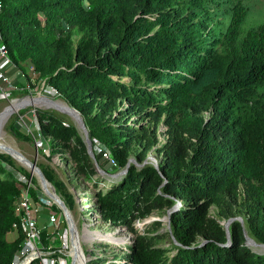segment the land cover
<instances>
[{"label":"trees","instance_id":"1","mask_svg":"<svg viewBox=\"0 0 264 264\" xmlns=\"http://www.w3.org/2000/svg\"><path fill=\"white\" fill-rule=\"evenodd\" d=\"M250 1L0 0L1 42L12 64L21 67L30 61L48 87L82 115L93 145L105 148L121 169L128 163L126 137L132 132L102 113L90 115L96 104L107 107L126 98L142 111L163 108L164 103L174 108L209 90L210 104L226 121L220 123L223 139L203 136L206 146L195 150L192 159L163 165L159 171L133 167L98 193L95 206L102 216L127 227L136 212L145 217L156 208H173V196L192 200L170 215V248L142 241L131 249L129 264H264V253L241 243L240 230L227 245L226 230L208 219L199 203L219 200L240 183L255 181L263 214L247 226L264 244V103L250 106L264 102V24L242 33ZM169 13L180 18L171 20ZM143 14L158 19L151 23ZM63 23L85 28L92 38L74 50L69 35L56 36ZM38 113L45 139L51 134L59 141L45 147L53 154L68 153L78 173L93 176L94 165L77 126L49 112ZM94 152L98 163L105 160ZM13 167L0 157V264H12L25 240L24 231L13 225L18 221L14 207L26 185ZM43 172L63 192L55 177ZM30 195L40 202L38 190L31 188ZM200 234L206 235L202 241ZM46 235L43 228L42 240L48 245Z\"/></svg>","mask_w":264,"mask_h":264},{"label":"rangeland","instance_id":"2","mask_svg":"<svg viewBox=\"0 0 264 264\" xmlns=\"http://www.w3.org/2000/svg\"><path fill=\"white\" fill-rule=\"evenodd\" d=\"M247 7L249 13L242 27L243 34L249 30H257L264 24V0H252L247 3ZM168 15L171 20L180 18V15L172 13ZM157 19L155 16L147 15L146 21L154 23ZM160 27L157 26L155 30H159ZM66 35L70 36L74 50H77L80 45L84 47L85 42L92 38L85 28L72 29L63 23L62 29L56 31V36ZM6 76L10 84L4 86L6 94L0 95V115L11 105L27 103L30 99H47L56 103L68 104L57 93L53 95L55 91L48 87L46 80L40 78L30 61L23 63L21 67L7 68ZM124 80L128 82L129 79L124 78ZM210 95L208 90L201 96H193L185 104L174 108L164 103L163 108L153 106L144 111L134 107L126 98H120L116 105L108 103L107 107H101L100 103L94 105L89 112L90 115L102 113L107 118L124 123L126 130L132 132V135L126 137L128 142L127 164H129L127 171L126 167L121 169L114 159H102L96 164L91 158L94 175L88 176L76 171V164H72L68 153L53 154L52 148L45 147V145L51 144L53 147V144L59 141L51 134L45 139L41 132L38 112H49L67 125L76 124L67 114L41 101L31 103L14 113L2 127L0 140L10 145L12 149L15 148L14 150L23 154L30 162L35 163L42 172L49 171L59 182L63 192L58 191L48 181L52 190L67 206L71 221L76 225L74 231L81 236L86 264H129L128 257L131 249H136L142 241L165 250L170 248L172 241L170 215L182 209L186 204L192 203V200L173 196L172 199L175 201L173 208H156L145 217L137 215L138 212H136L131 218L130 227H127L115 224L102 216L98 205L95 206L97 195L100 191H106L112 183L121 180L133 167L141 170L146 166H152L159 171L163 165L167 167L178 160L192 159L195 150L206 146L203 138L205 135L222 140L223 133L220 123L226 121L219 118V112L215 106L210 104ZM263 103V101L258 104L251 103L250 106L255 109L261 107ZM16 131L20 136L16 135ZM99 148V145H93V150L98 153H100ZM2 156L7 161H11L17 175H23L31 180L32 188L38 190L40 196L50 200L53 204L51 208L46 207L43 212H37L38 224L40 228H45L48 238V245L43 242V253L46 258L54 259L57 264L60 262L75 264L71 256L73 236L71 222L67 221L65 213L45 194L38 177L28 167L0 150V157ZM3 165L7 166L6 161ZM163 188L164 184L158 189L159 194L163 193ZM257 189L255 181L242 182L236 191L227 192L219 200H201L199 203L207 209V218L215 220L226 230L227 245L232 244V233L240 230L238 237L242 244L256 252L264 253V248L259 246L264 244H259L250 235L247 226L257 216L263 214L262 207L256 198ZM39 205L42 204L39 203ZM54 207L60 208L58 212L51 210ZM52 214H55L60 223H50L49 218ZM87 233L91 236L86 237ZM12 238L13 235H10L9 239ZM66 238L69 241L68 246L64 244ZM205 238L204 234L198 236L199 241ZM35 263L41 264L39 261Z\"/></svg>","mask_w":264,"mask_h":264},{"label":"built area","instance_id":"3","mask_svg":"<svg viewBox=\"0 0 264 264\" xmlns=\"http://www.w3.org/2000/svg\"><path fill=\"white\" fill-rule=\"evenodd\" d=\"M12 66L14 65L8 58V50L1 42L0 36V95L6 94V89L4 86L10 84L6 76V70ZM56 93L59 95L57 91H55L53 95ZM42 145H44L43 142ZM99 151L103 154V158L105 160H113L111 154L102 146H100ZM17 179L24 183L26 187L23 189L22 197L16 202L14 207V214L18 221L14 223L13 228L15 230L21 228L24 231L25 240L21 251L15 255L12 264H34L37 261H39L41 264H57L54 259H47L43 253L44 247L42 241V229L38 227L37 218V212L41 213L46 207L51 208L53 204L50 200L45 199L43 196H40L39 202L42 205L35 203L30 195V189L32 188L31 180H28V178L23 175H17ZM49 220L50 223H60L58 222L55 214L50 215ZM65 240L66 242H64V244L65 246H68L69 241L67 238ZM59 264L62 263L60 262Z\"/></svg>","mask_w":264,"mask_h":264},{"label":"water","instance_id":"4","mask_svg":"<svg viewBox=\"0 0 264 264\" xmlns=\"http://www.w3.org/2000/svg\"><path fill=\"white\" fill-rule=\"evenodd\" d=\"M17 101V100H16ZM44 102V103H47L49 106H52V107H55L57 108L58 110H60L61 112L67 114L68 116H70L78 130L80 131V133L83 135V139H84V142L87 146V149H88V153L90 155L91 158H93V160L96 162V164H98V161L96 159V154L94 153V150H93V142L90 138V134H89V130L88 128L86 127V124H85V121H84V118L82 117V115L74 108H72L71 106H69L68 104H61V103H56V102H52V101H49L47 99H36L34 100V102ZM30 104H24V105H21V106H18L16 108V110H10L9 111V108H7L1 115L0 117L4 116V120L2 121V123L0 124V132H1V129L2 127L4 126V124L7 122V120L16 112H18L19 110L25 108L26 106H28ZM1 134V133H0ZM12 149V148H11ZM6 152V151H5ZM9 152V153H8ZM14 152L16 154H18L19 156H21L22 158H24L25 162L28 164V168L32 171V173H34L38 179H39V182L41 183V186L45 192V194L51 199L53 200L61 209L62 211L65 213V216L67 218V221L70 223V213H69V210L67 208V206L65 205V203L60 199V197L55 193V191L52 190V186H50L48 180L46 179L44 173L42 172V170L33 162H30L23 154H21L20 152L14 150ZM6 153L10 154L11 156H15V153H13V151H7ZM129 168V164H127L126 166V171L128 170ZM125 171V172H126ZM72 231V230H71ZM256 245V243H255ZM261 246L262 248H264V245H259Z\"/></svg>","mask_w":264,"mask_h":264},{"label":"bare ground","instance_id":"5","mask_svg":"<svg viewBox=\"0 0 264 264\" xmlns=\"http://www.w3.org/2000/svg\"><path fill=\"white\" fill-rule=\"evenodd\" d=\"M31 103H34V100L33 99H30L29 101H27V103L26 102H22V103L13 105V106L11 105L8 108H9V111L10 110H16V108L18 106H21V105H24V104H31ZM3 120H4V116L0 117V124L2 123ZM0 137H1V134H0ZM7 142H8V140H7ZM14 149H11V146L10 145H8V144H6V143H4L3 141L0 140V150L1 151H4V152L5 151L6 152L7 151H13V153H15L14 152ZM14 158L17 161H19L20 163H22L23 165H25L26 167H28L27 166L28 164L25 162L24 158H22L18 154L15 153ZM69 219H70V222H71L70 223V226H71L72 235H73L72 236V251H71V256L74 257L75 264H86L87 260H86V257L84 255V253H83V250H82L81 239H80L81 236H79L78 234L75 233L74 228H75L76 225L71 221V218H69ZM86 235H87L86 237H90L91 236L90 233H87Z\"/></svg>","mask_w":264,"mask_h":264}]
</instances>
